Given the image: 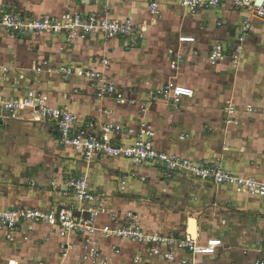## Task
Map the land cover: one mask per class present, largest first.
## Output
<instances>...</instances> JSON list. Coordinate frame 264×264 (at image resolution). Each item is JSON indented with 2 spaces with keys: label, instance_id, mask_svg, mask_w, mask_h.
<instances>
[{
  "label": "crops",
  "instance_id": "1",
  "mask_svg": "<svg viewBox=\"0 0 264 264\" xmlns=\"http://www.w3.org/2000/svg\"><path fill=\"white\" fill-rule=\"evenodd\" d=\"M150 1L0 0V7L15 4L35 17L100 13L107 7L109 17L131 18L146 27L138 40L107 41L92 35L71 43L62 34L19 38L0 31V65L7 71L0 75V94L12 99L24 96L29 89L80 121L93 119L97 126L113 121L123 126L119 137L123 145L132 144L145 124L154 131V143L162 151L196 163L217 161L232 175L264 183V23L250 20L251 31L235 65L226 57L210 66L206 57L211 43H233L245 13L226 4L192 15L179 0H160V14L151 17ZM182 35L195 37L196 42L179 43ZM177 54L183 55V62L171 70L170 62ZM100 59L109 61V76L118 88L138 102L166 82L189 87L193 96L177 109L161 101L141 113L136 105L96 99L80 76L64 79L54 73L60 65L99 69ZM49 68L52 74L47 73ZM241 72H262V80L256 75L253 80H236ZM254 93L256 97H252ZM230 109L232 112H227ZM32 114L23 111L17 119H8L0 112L3 208L77 206L74 197L62 192L66 179L80 174L87 177L94 192L107 199L106 212L97 221L100 227L109 223L110 212L120 216L133 211L150 233L181 235L190 231L200 243L219 239L216 254L199 257V264H255L263 260L256 245L264 241V203L259 196L183 174L168 176L157 165L134 167L117 158L86 162L80 153L59 144L51 123L36 121ZM132 170L138 177L121 185L120 179ZM59 241L55 230L42 224L26 236L16 233L13 241L0 234V264L9 260L17 264H81L79 242L71 239L73 250L63 259ZM99 241L108 264H133L136 255L145 257L148 264H165L148 258L136 244L106 238ZM111 245H116L119 253H113Z\"/></svg>",
  "mask_w": 264,
  "mask_h": 264
},
{
  "label": "built area",
  "instance_id": "2",
  "mask_svg": "<svg viewBox=\"0 0 264 264\" xmlns=\"http://www.w3.org/2000/svg\"><path fill=\"white\" fill-rule=\"evenodd\" d=\"M160 0H151L148 8L151 17H157ZM182 8L189 14L218 8L229 4L235 10L245 13V17L236 31L233 43L217 41L211 43L207 63L216 66L226 57L233 65L244 50L247 35L251 31L250 20L264 23V2L257 0H179ZM151 21V20H150ZM0 31L22 37H34L44 34L65 35L66 41L71 43L77 38L98 35L104 40L134 39L138 40L146 32L145 25L135 23L131 18L113 19L108 16V8H102L100 13L65 12L59 16H30L22 12L15 4L0 7ZM179 43L196 42L195 37L179 36ZM183 62V55L177 54L170 62V69L175 70ZM38 71L36 67L34 69ZM110 63L107 59L99 60V69H82L80 67L57 66L54 73L64 79L77 75L84 78L93 95L98 100H111L118 105H136L141 113L147 110L148 105L161 101L168 103L172 108L181 106L184 99L191 98L193 91L181 84L166 82L160 88L151 89L146 93L143 101H136L126 97L124 91L118 88L109 76ZM48 74L53 73L49 68ZM7 71L0 65V75ZM23 111H31L33 119L51 123L58 135V142L64 147H70L80 153L86 162L98 161L104 158H117L129 161L134 167L157 165L165 174L174 176L187 175L196 180L210 181L216 187L229 186L237 191L255 194L264 203V183L253 179L243 178L228 173L219 162L202 161L196 163L175 154H169L158 149L154 143V131L142 124L138 137L130 145H123L119 137L123 126L113 121H107L100 126L92 120L80 121L73 113L61 107L48 105L41 93L27 90L22 97L12 99L0 94V112L8 119H17ZM232 111H230L231 113ZM135 170L126 173L120 184L124 185L128 179L137 178ZM144 181V178H140ZM123 190V187L121 188ZM62 195L72 196L77 206H51L47 209L26 207L3 208L0 205V234L6 241H13L16 233H26L42 224L57 234L60 257L66 259L78 241L81 248V264H108L104 257L102 244L99 238L114 239L130 242L144 250L148 258H153L165 264H199L198 258L216 254L221 245L219 239H207L200 243L192 232L158 234L147 232L139 223L138 216L133 211H126L122 215L110 212L109 223L100 227L98 218L106 212L107 199L102 194L94 192L85 175L68 177L64 183ZM25 228V232H22ZM263 260L255 264H264V241L256 243ZM112 252L119 253L116 245H111ZM144 258L136 255L133 264H148Z\"/></svg>",
  "mask_w": 264,
  "mask_h": 264
},
{
  "label": "rangeland",
  "instance_id": "3",
  "mask_svg": "<svg viewBox=\"0 0 264 264\" xmlns=\"http://www.w3.org/2000/svg\"><path fill=\"white\" fill-rule=\"evenodd\" d=\"M262 72H254V74L252 73V72H241V73H239V74H237L236 75V80H238L237 78H245V79H248V80H253V79H251L253 76H259L260 77V79H259V81H261L262 80ZM179 75V74H178ZM245 75V76H244ZM174 77H177V74H174L173 75ZM258 81V82H259ZM164 84V83H163ZM162 84V85H163ZM161 87V85L159 86V87H157V89L158 88H160ZM254 92V89H252V93ZM256 93V92H255ZM255 93L252 95V97H256V95H255ZM174 109V108H173ZM232 109H230V110H227V112H230ZM7 264H17V262L15 261V260H9V261H7Z\"/></svg>",
  "mask_w": 264,
  "mask_h": 264
},
{
  "label": "bare ground",
  "instance_id": "4",
  "mask_svg": "<svg viewBox=\"0 0 264 264\" xmlns=\"http://www.w3.org/2000/svg\"><path fill=\"white\" fill-rule=\"evenodd\" d=\"M263 2V0H261L259 3L261 4Z\"/></svg>",
  "mask_w": 264,
  "mask_h": 264
},
{
  "label": "water",
  "instance_id": "5",
  "mask_svg": "<svg viewBox=\"0 0 264 264\" xmlns=\"http://www.w3.org/2000/svg\"><path fill=\"white\" fill-rule=\"evenodd\" d=\"M258 2H260L261 0H257Z\"/></svg>",
  "mask_w": 264,
  "mask_h": 264
}]
</instances>
